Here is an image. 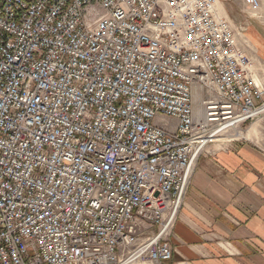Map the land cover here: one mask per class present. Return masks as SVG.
<instances>
[{"label":"built area","instance_id":"2783aa9c","mask_svg":"<svg viewBox=\"0 0 264 264\" xmlns=\"http://www.w3.org/2000/svg\"><path fill=\"white\" fill-rule=\"evenodd\" d=\"M241 44L219 0H0V264L170 261L199 158L264 117Z\"/></svg>","mask_w":264,"mask_h":264},{"label":"crops","instance_id":"0c3cea01","mask_svg":"<svg viewBox=\"0 0 264 264\" xmlns=\"http://www.w3.org/2000/svg\"><path fill=\"white\" fill-rule=\"evenodd\" d=\"M251 26V25H250ZM264 118L195 167L162 264H264Z\"/></svg>","mask_w":264,"mask_h":264},{"label":"rangeland","instance_id":"374dc122","mask_svg":"<svg viewBox=\"0 0 264 264\" xmlns=\"http://www.w3.org/2000/svg\"><path fill=\"white\" fill-rule=\"evenodd\" d=\"M229 18L241 32V45L250 54L257 66V72L264 83V0H260L261 8L258 11H250L245 5V0H219ZM251 25V26H250ZM264 118V117H263ZM261 119V118H260ZM249 122L240 130L242 137H246L249 127L256 121ZM175 128V123L171 124ZM261 131L264 132L262 126ZM242 138H239L240 141ZM264 140V137H263ZM237 142V141H235ZM233 142V143H235ZM232 143V142H231ZM226 143L224 145H229ZM232 143V144H233ZM223 147V145H212ZM153 264V263H144Z\"/></svg>","mask_w":264,"mask_h":264},{"label":"bare ground","instance_id":"6f19581e","mask_svg":"<svg viewBox=\"0 0 264 264\" xmlns=\"http://www.w3.org/2000/svg\"><path fill=\"white\" fill-rule=\"evenodd\" d=\"M197 99H198V98H197ZM240 136H242V134H241Z\"/></svg>","mask_w":264,"mask_h":264}]
</instances>
